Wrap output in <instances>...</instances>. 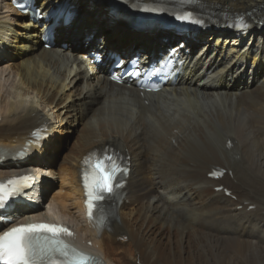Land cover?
<instances>
[{
	"label": "bare ground",
	"instance_id": "1",
	"mask_svg": "<svg viewBox=\"0 0 264 264\" xmlns=\"http://www.w3.org/2000/svg\"><path fill=\"white\" fill-rule=\"evenodd\" d=\"M47 1L35 5L43 10ZM65 1L78 16L54 28L66 45L56 39L47 49L39 21L0 0L10 14L0 16V60L7 61L0 72L8 69L16 78L0 95V177L32 173L37 182L26 196L35 200L39 184L44 200L85 224L72 226L77 234L86 232L84 242L96 245L107 264H264V26L200 30L184 38L185 49L195 54L186 55L176 83L140 97L132 84L109 81L106 63L88 64L85 52L109 51L108 39L126 32L140 38L133 43L145 63L177 46L164 42L169 32L107 16L95 0ZM200 1L218 12L248 11L249 22L264 18V0ZM39 126L48 137L31 143L25 160L15 158ZM105 145L127 158L130 173L109 228L98 231L83 219L78 173L82 157ZM63 146L67 152L56 169ZM214 167L226 170L217 180L208 177ZM54 171L66 191L48 195L46 173ZM19 206L30 215L61 219L49 206L48 214L40 206Z\"/></svg>",
	"mask_w": 264,
	"mask_h": 264
},
{
	"label": "snow or ice",
	"instance_id": "2",
	"mask_svg": "<svg viewBox=\"0 0 264 264\" xmlns=\"http://www.w3.org/2000/svg\"><path fill=\"white\" fill-rule=\"evenodd\" d=\"M122 171L126 170L120 167L115 156H104L96 158L91 174L84 173L90 217L93 201L102 198L100 193L112 191L114 177ZM30 179L29 176H22L9 179L6 183L0 182V207H6V201L18 191L20 182ZM61 233L71 234L67 229L49 224H26L8 229L0 234V264H87L90 258L86 255L71 250L74 254L70 256L69 247L59 239Z\"/></svg>",
	"mask_w": 264,
	"mask_h": 264
},
{
	"label": "rangeland",
	"instance_id": "3",
	"mask_svg": "<svg viewBox=\"0 0 264 264\" xmlns=\"http://www.w3.org/2000/svg\"><path fill=\"white\" fill-rule=\"evenodd\" d=\"M0 11L2 13H0V16H2V18H5V19H8L10 18V14L7 12L6 9H4L3 7L0 8ZM115 37V38H114ZM124 37H127V38H131V39H135L139 42V37H135L134 35L132 34H129V33H126V32H120V33H117L115 35L112 36V39H108V42H111V44H115L117 42V40L119 38H124ZM114 38V39H113ZM61 40H63V38L61 37L60 38ZM121 48H126V47H121ZM120 48V49H121ZM9 55L12 56L13 54L11 53V51H9ZM0 65H4L7 63L6 59H2L0 60ZM6 70V69H5ZM0 86H3V88L1 87L0 88V95H4L2 92L3 90H5V88H7L9 86V81L15 79V76H13L14 74L9 71L8 69L6 71L2 70V73L0 72ZM11 74V75H10ZM10 76V77H9ZM72 118V117H71ZM76 132H77V129L75 128L74 131H68L65 136H66V141H71L73 139V137L76 135ZM67 143V142H65ZM68 144V143H67ZM67 152V147L63 146L60 150V152L58 154H56V157H55V165H56V169H58L60 163L63 161V158L65 156ZM62 159V160H61ZM50 173V172H49ZM48 172L46 173L49 181L51 182V186L49 188V194L55 192V191H58L59 193L63 194L65 193V188L64 186L62 187V189L60 188V177H59V173L58 171H54L53 173H50L49 174ZM49 206L50 207V213L51 214H54V215H58L60 218L64 219V220H67L68 222H70V224H72L73 226L75 227H82V221L81 220H78V219H75V218H71L65 214H63L60 210V207L56 204V203H52L50 204V200H48L46 202V207ZM80 234V235H79ZM79 238H84L86 232L81 228V230L79 231Z\"/></svg>",
	"mask_w": 264,
	"mask_h": 264
}]
</instances>
